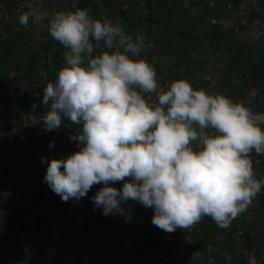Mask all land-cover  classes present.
<instances>
[{"label": "rangeland", "instance_id": "1", "mask_svg": "<svg viewBox=\"0 0 264 264\" xmlns=\"http://www.w3.org/2000/svg\"><path fill=\"white\" fill-rule=\"evenodd\" d=\"M1 1L0 194L6 200L0 199V264H264L263 188L228 228L205 217L189 230L166 233L153 225L154 209L136 201L122 203L123 214L105 216L92 200L103 184L63 202L44 182L47 169L37 183L38 163L47 158L41 146L47 136L55 139L42 124L50 107L42 104L43 90L56 80L66 53L50 36L49 20L82 8L84 0ZM38 7L49 19L20 25L19 16ZM85 8L130 35H145L150 47L140 58L154 64L162 88L187 79L195 89L264 112V88L247 82L235 55L264 63V0H89ZM182 57L189 61L186 70ZM62 125L66 132L59 135L71 155L80 150L70 139L78 126L67 119ZM251 158L257 178L264 177V155ZM123 183L114 185L122 190ZM8 198L20 206H9ZM98 216L102 237L85 229Z\"/></svg>", "mask_w": 264, "mask_h": 264}, {"label": "clouds", "instance_id": "2", "mask_svg": "<svg viewBox=\"0 0 264 264\" xmlns=\"http://www.w3.org/2000/svg\"><path fill=\"white\" fill-rule=\"evenodd\" d=\"M18 19L27 27L49 17L38 7ZM48 29L66 53L43 90L50 107L42 124L51 132L67 119L78 126L70 139L80 148L43 161L44 182L63 202L103 184L92 200L105 216L136 201L154 209L152 223L166 233L205 217L228 228L249 209L264 188L251 158L264 155V112L187 79L162 88L154 64L140 58L150 47L145 35L95 19L87 8L56 12ZM122 181V190L109 186Z\"/></svg>", "mask_w": 264, "mask_h": 264}, {"label": "trees", "instance_id": "3", "mask_svg": "<svg viewBox=\"0 0 264 264\" xmlns=\"http://www.w3.org/2000/svg\"><path fill=\"white\" fill-rule=\"evenodd\" d=\"M107 2H109L110 0H106ZM2 1L0 0V3ZM89 0H84L80 2V6L82 8H85L88 5ZM236 56H238V59H241V68L245 71L244 74L246 75L247 78V82L251 83L253 87L256 88H264V63H262V61L260 60H254V59H247L244 55H240L239 56V51L235 53ZM184 59V60H183ZM64 60V59H62ZM182 61H183V65L185 67V70L187 69V66L189 64V61L187 59V57H182ZM57 62H60V59L57 60ZM38 89H41L42 87H37ZM30 89L31 90H35L36 87H34L32 84L30 85ZM63 128V129H62ZM61 130L65 133V128L64 125H61V127L59 129L53 130L52 131V135L55 137V139L50 138L49 136H47L46 138V143H44L41 148H42V152L47 158L44 160H47L48 163L51 162V160L54 157H50V152H54L55 154H58L55 159H62V158H66L68 155H70L68 153V151L66 149H64V145H63V141L62 138L59 135V132H61ZM50 139V140H49ZM50 142H54V146H50ZM48 163H44V162H40L38 163V167L40 168V172L39 174L36 175V181L37 183L41 182V180L43 179L42 174H44V171H46L47 167H48ZM31 181H28V185L27 187H30L31 190ZM36 183V184H37ZM109 186L112 187H116L114 184H110ZM117 189H120L118 187H116ZM264 190V188H263ZM0 199L6 200L5 197H3L0 194ZM8 201H6L9 206H20V203H16L15 201H13V199L8 198ZM12 200V201H11ZM101 221V217H93L92 219H90L86 225H85V229L87 234H91L92 236L95 237H102V232L103 229L99 226V222ZM154 264V263H151Z\"/></svg>", "mask_w": 264, "mask_h": 264}, {"label": "built area", "instance_id": "4", "mask_svg": "<svg viewBox=\"0 0 264 264\" xmlns=\"http://www.w3.org/2000/svg\"><path fill=\"white\" fill-rule=\"evenodd\" d=\"M250 264H252V263H250Z\"/></svg>", "mask_w": 264, "mask_h": 264}]
</instances>
